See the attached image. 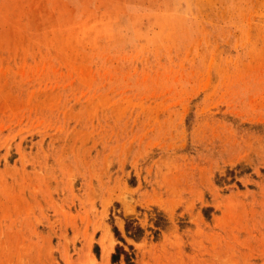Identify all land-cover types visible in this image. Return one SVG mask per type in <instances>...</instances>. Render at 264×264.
<instances>
[{
  "label": "rangeland",
  "instance_id": "obj_1",
  "mask_svg": "<svg viewBox=\"0 0 264 264\" xmlns=\"http://www.w3.org/2000/svg\"><path fill=\"white\" fill-rule=\"evenodd\" d=\"M0 264H264V0H0Z\"/></svg>",
  "mask_w": 264,
  "mask_h": 264
},
{
  "label": "trees",
  "instance_id": "obj_2",
  "mask_svg": "<svg viewBox=\"0 0 264 264\" xmlns=\"http://www.w3.org/2000/svg\"><path fill=\"white\" fill-rule=\"evenodd\" d=\"M137 229V231L138 230H141V227L140 226H137V225H134L133 224V221H127V224H126V229H127V231H129L130 232V230H132V229ZM115 231L117 232V229H115ZM133 236H137L135 233H131ZM125 252V254H126V257H128V253L126 252V251H124ZM118 257V254L116 255H113V258L114 259H116Z\"/></svg>",
  "mask_w": 264,
  "mask_h": 264
},
{
  "label": "bare ground",
  "instance_id": "obj_3",
  "mask_svg": "<svg viewBox=\"0 0 264 264\" xmlns=\"http://www.w3.org/2000/svg\"><path fill=\"white\" fill-rule=\"evenodd\" d=\"M109 250V249H108ZM107 252V251H106Z\"/></svg>",
  "mask_w": 264,
  "mask_h": 264
}]
</instances>
